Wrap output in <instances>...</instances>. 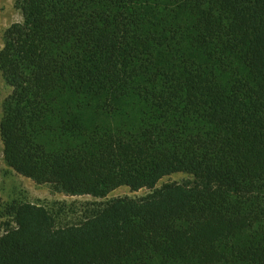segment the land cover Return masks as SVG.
<instances>
[{"label": "trees", "instance_id": "obj_1", "mask_svg": "<svg viewBox=\"0 0 264 264\" xmlns=\"http://www.w3.org/2000/svg\"><path fill=\"white\" fill-rule=\"evenodd\" d=\"M0 69L7 165L118 198L59 226L11 207L0 264H264V0H19ZM90 103L93 112L83 105Z\"/></svg>", "mask_w": 264, "mask_h": 264}, {"label": "rangeland", "instance_id": "obj_2", "mask_svg": "<svg viewBox=\"0 0 264 264\" xmlns=\"http://www.w3.org/2000/svg\"><path fill=\"white\" fill-rule=\"evenodd\" d=\"M23 17L19 9V0H0V53L4 49L5 34L7 30L16 23H21ZM12 93L11 87L4 79L0 69V124L3 117V106ZM85 111L93 112L90 103L83 105ZM4 146L0 135V238L7 230V224L12 222L10 209L20 203H31L44 206L53 214H56L58 225L77 223L85 217H90L104 209L114 199L131 198L140 200L146 198L156 191H160L165 185L172 183L192 184L194 178L187 174H175L160 181L154 190L143 189L132 192L123 187L111 193L105 199L93 197H72L58 193L50 185H37L33 181L24 178L14 172L4 159Z\"/></svg>", "mask_w": 264, "mask_h": 264}, {"label": "built area", "instance_id": "obj_3", "mask_svg": "<svg viewBox=\"0 0 264 264\" xmlns=\"http://www.w3.org/2000/svg\"><path fill=\"white\" fill-rule=\"evenodd\" d=\"M78 197H86V196H78ZM88 197H91V196H88Z\"/></svg>", "mask_w": 264, "mask_h": 264}]
</instances>
